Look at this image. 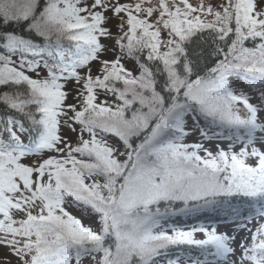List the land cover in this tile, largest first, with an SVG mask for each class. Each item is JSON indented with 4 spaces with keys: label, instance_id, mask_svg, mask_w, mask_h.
<instances>
[{
    "label": "snow or ice",
    "instance_id": "1",
    "mask_svg": "<svg viewBox=\"0 0 264 264\" xmlns=\"http://www.w3.org/2000/svg\"><path fill=\"white\" fill-rule=\"evenodd\" d=\"M0 106V264H264V0H0Z\"/></svg>",
    "mask_w": 264,
    "mask_h": 264
},
{
    "label": "rangeland",
    "instance_id": "2",
    "mask_svg": "<svg viewBox=\"0 0 264 264\" xmlns=\"http://www.w3.org/2000/svg\"><path fill=\"white\" fill-rule=\"evenodd\" d=\"M121 2H122V3H123V2H126V0H121ZM153 2H155V0H153ZM190 2H192L193 4H196V3H198V0H190ZM206 2H207V0H206ZM213 2H216V0H213ZM132 63H134V61H133V62H128V63H127V66L131 67V64H132ZM93 71L95 72V67H93ZM41 75H44V73L42 72ZM73 88H74V84H73V82L70 81V82L68 83V86H67V91L70 93V96H69L70 102H71V101L73 100V98L75 97V92L73 91ZM250 95L252 96L251 102H253L254 104L257 103V102H258V98H259V93H257V92H252V93H250ZM100 98H101V99H104L103 95H101ZM108 99H109V101L111 102L112 97L109 96ZM189 126H191V122H189ZM112 142L115 143L116 141L113 140ZM186 142H188V143L200 142L199 133H198V132H193V133H191V134L186 138ZM203 143L205 144L206 147H212V148H214L215 143H217V142H216V141H213L211 144H209L208 141H203ZM220 143H221V146H222V147H226V145H227V142H226V141H222V142H220ZM202 154H203V153H201V155H202ZM24 162H25V163H28V162H30V159H29V158H26ZM68 210H69L70 212H73V214H75V215H79V213L76 212V210L73 209V208H69ZM217 219H218V218H217ZM84 223H85V224H89L90 221L87 220V219H85V220H84ZM233 227H234V225H224V224H220V223L217 224V230H218V231H228L229 234H231V229H232ZM244 236H245V232H240V233L237 235V243H239V241H240ZM197 238H203V237H202L201 234L198 233V234H197ZM3 251H4V249H0V253H2Z\"/></svg>",
    "mask_w": 264,
    "mask_h": 264
},
{
    "label": "trees",
    "instance_id": "3",
    "mask_svg": "<svg viewBox=\"0 0 264 264\" xmlns=\"http://www.w3.org/2000/svg\"><path fill=\"white\" fill-rule=\"evenodd\" d=\"M6 114H8L7 109H5L3 106H0V119H2ZM175 207L180 208L182 207V205L177 203ZM208 215V213H196L194 215L189 216L177 215L173 218L172 222L180 224L181 226H190L199 221L207 222ZM181 264H183V262H181Z\"/></svg>",
    "mask_w": 264,
    "mask_h": 264
}]
</instances>
